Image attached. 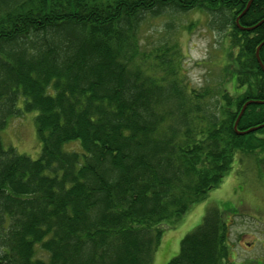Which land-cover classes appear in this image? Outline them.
Listing matches in <instances>:
<instances>
[{
    "label": "trees",
    "instance_id": "1",
    "mask_svg": "<svg viewBox=\"0 0 264 264\" xmlns=\"http://www.w3.org/2000/svg\"><path fill=\"white\" fill-rule=\"evenodd\" d=\"M248 1L0 0V132L35 112L40 144L31 160L0 137V264H152L234 162L264 164V128L233 129L264 101V22L235 24ZM191 11L231 29L235 95L189 88L169 43H140L145 21ZM262 20L252 0L238 22ZM263 124L251 104L236 128ZM227 227L210 206L167 264H229Z\"/></svg>",
    "mask_w": 264,
    "mask_h": 264
},
{
    "label": "rangeland",
    "instance_id": "2",
    "mask_svg": "<svg viewBox=\"0 0 264 264\" xmlns=\"http://www.w3.org/2000/svg\"><path fill=\"white\" fill-rule=\"evenodd\" d=\"M208 25V17L196 11L161 16L145 21L139 28L138 39L144 48L149 45L151 48V43L160 44L159 41L169 43L179 58V76L189 88L208 86L215 90L214 94L221 88L229 96L235 95L237 67L229 57L236 52L229 36L231 29L212 31ZM35 115L34 112L13 118L0 132L5 146L13 147L31 160L37 159L40 153ZM243 159V162H234L222 183L193 205L173 229L165 231L152 264H167L175 257L180 240L201 223L210 206L219 208L228 225V263L264 264V164L258 166L254 160ZM37 256L42 254L37 252Z\"/></svg>",
    "mask_w": 264,
    "mask_h": 264
},
{
    "label": "water",
    "instance_id": "3",
    "mask_svg": "<svg viewBox=\"0 0 264 264\" xmlns=\"http://www.w3.org/2000/svg\"><path fill=\"white\" fill-rule=\"evenodd\" d=\"M251 2H252V0H249V1H248V3H247V5H246L245 9H244V10H243V11L237 16V18H236V20H235L236 27H237L239 30H241V31H252V30L255 29L257 26H259L261 23L264 22V20H262V21H260L258 24L254 25V26H252V27H242V26L239 25V22H238V21H239V18H240V17H241V16H242V15L248 10V8H249ZM263 45H264V41H263L262 43H260L259 46L256 48V50H255V59H256L258 65H259L260 69L262 70V73L264 74V67L262 66V63H261V61H260V59H259V50L261 49V47H262ZM251 104L262 105V104H264V101H262V102L249 101V102H246V103L242 106V108H241V110H240V112H239V114H238V116H237V118H236V120H235V122H234V126H233V129H234L235 132H237V135L248 134V133L253 132V131H256V130H258V129H260V128H264V124H263V125H261V126L255 127V128H251V129H249V130H247V131H243V132L237 131V128H236V127H237V124H238V122H239V120H240L242 114L244 113V111H245V109L247 108V106H248V105H251Z\"/></svg>",
    "mask_w": 264,
    "mask_h": 264
}]
</instances>
